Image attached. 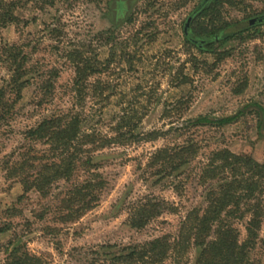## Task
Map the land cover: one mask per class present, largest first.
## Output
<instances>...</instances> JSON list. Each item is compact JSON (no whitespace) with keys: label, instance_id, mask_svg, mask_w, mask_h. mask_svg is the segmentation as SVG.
Instances as JSON below:
<instances>
[{"label":"rangeland","instance_id":"374dc122","mask_svg":"<svg viewBox=\"0 0 264 264\" xmlns=\"http://www.w3.org/2000/svg\"><path fill=\"white\" fill-rule=\"evenodd\" d=\"M9 2L17 18L5 23ZM108 2L0 0V264L9 240L50 264H94L96 252L108 264L104 252L163 233L173 241L190 208L201 214L206 206L197 174L212 149L264 160L253 107L233 123L191 121L264 104V0L224 3L235 28H248L213 45L228 51L219 59L185 41L183 22L198 0H131L117 25ZM73 112L81 137L69 174L60 165L47 191L25 190L47 158H61L55 142L28 129ZM187 141L197 151L167 173L155 150ZM147 196L163 198L166 209L130 226L132 208ZM235 226L241 263L264 264V214L248 246L244 220ZM200 249L178 244L162 264H195Z\"/></svg>","mask_w":264,"mask_h":264},{"label":"trees","instance_id":"16d2710c","mask_svg":"<svg viewBox=\"0 0 264 264\" xmlns=\"http://www.w3.org/2000/svg\"><path fill=\"white\" fill-rule=\"evenodd\" d=\"M130 3L131 0H109L108 8L113 25L124 20ZM224 3L231 5L232 0H198L186 16L182 27L187 43L195 45L200 51L214 53L215 59L228 54V51L222 52L213 47L215 43L225 42L248 28H235V23L230 22L222 14ZM14 5V2L7 3L8 9L1 14L5 23L17 18L12 12ZM1 96L0 89V98ZM249 106L255 111L257 133L264 137V104L256 100L246 103L229 115L213 117L204 113L196 115L191 121L196 125L233 123ZM78 123V114L73 112L70 115L43 116L35 125L30 126L28 133L55 142L54 150H60L61 158L57 161L54 158H47L38 170L30 174L33 177L30 179V184L25 186V190L33 185L40 191H47L51 180L59 176L60 172H57V168L60 165L65 167L62 175L69 174L75 159L72 156L71 146L77 149L81 137ZM192 144L187 141L186 145L160 147L153 155L164 164L165 168H169L167 172L169 173L187 162L188 153L196 150L195 147H190ZM69 148H71L70 154H68ZM197 179L207 184L206 206L201 214H198L200 206L190 208L181 221L173 241H170L164 233L154 235L149 239L132 243L129 247L121 248L117 253L104 252L103 255L111 254L105 261H108V264H162L169 249H175L178 244L185 246L191 243L201 247L195 264H242L241 260L245 254L239 242L235 222L244 220L247 246L252 244L257 237V228L264 214V160L259 161L247 154L234 153L228 147H218L210 151L206 162L198 170ZM167 204L163 198L157 196L139 199L130 212L128 224L133 227H143L152 218L160 215ZM12 244L9 240L5 245L7 255L4 264H50L46 263L40 254L26 250L21 244ZM96 255L94 264H107L100 262L104 259L98 257V252Z\"/></svg>","mask_w":264,"mask_h":264},{"label":"water","instance_id":"95a60500","mask_svg":"<svg viewBox=\"0 0 264 264\" xmlns=\"http://www.w3.org/2000/svg\"><path fill=\"white\" fill-rule=\"evenodd\" d=\"M259 18H264V14L261 15V16H259ZM254 20H255V18L250 17V18H248V19L246 20V23H247V24H252V23L254 22Z\"/></svg>","mask_w":264,"mask_h":264}]
</instances>
